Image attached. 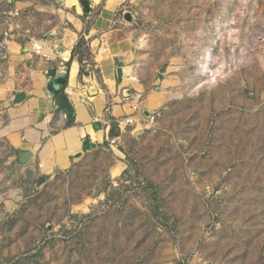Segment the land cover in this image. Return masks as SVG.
<instances>
[{
	"label": "rangeland",
	"instance_id": "374dc122",
	"mask_svg": "<svg viewBox=\"0 0 264 264\" xmlns=\"http://www.w3.org/2000/svg\"><path fill=\"white\" fill-rule=\"evenodd\" d=\"M124 6L170 99L156 132L124 137L119 178L106 155L31 174L7 131L0 47V264H264V0Z\"/></svg>",
	"mask_w": 264,
	"mask_h": 264
},
{
	"label": "crops",
	"instance_id": "0c3cea01",
	"mask_svg": "<svg viewBox=\"0 0 264 264\" xmlns=\"http://www.w3.org/2000/svg\"><path fill=\"white\" fill-rule=\"evenodd\" d=\"M88 1L89 11L81 0H0V11L16 10L21 15L15 19L21 28L5 46L8 59L3 69L8 70L7 83L12 84L2 88V98L7 104L11 100L7 131L19 159L29 161L26 167L41 180L43 176L52 179L57 171L69 173L80 164L92 166L97 155L109 158L105 174L119 178L127 167L124 137L138 139L144 133L132 128L119 132L116 120L159 112L170 99L162 72L158 74V66L141 53V42L132 41L134 17L125 18L129 12L124 6L130 0ZM3 21L0 16V41L7 30ZM30 39L56 45L58 54L50 60L39 57ZM82 39L93 55L92 64L81 56ZM74 49L77 54L72 60ZM68 51L65 59L62 54ZM52 69L55 76L50 75ZM57 79L74 108L73 120L58 107V91L52 86ZM21 92L26 97L16 103ZM136 94L143 97L140 111L134 110ZM113 137H119V143L111 147L107 139ZM85 142L96 146L85 147ZM118 164L121 171L115 176L112 170Z\"/></svg>",
	"mask_w": 264,
	"mask_h": 264
},
{
	"label": "built area",
	"instance_id": "2783aa9c",
	"mask_svg": "<svg viewBox=\"0 0 264 264\" xmlns=\"http://www.w3.org/2000/svg\"><path fill=\"white\" fill-rule=\"evenodd\" d=\"M5 15L7 18V23L9 25V32L11 34H14L15 31L21 28L19 22L15 21V19H19L21 15L16 10L7 11ZM12 38V35L10 36L9 33H6L3 41L0 43V47L2 49H5L7 42ZM30 42L32 43L35 54L43 59L50 60L55 54H58V47L54 44L49 45V43H47L46 41H35L33 39H30ZM132 100L135 101L134 110L140 111L141 103L143 100L142 95L136 94L134 95ZM158 116L159 114L157 112L147 114L144 112L142 113V117L139 119L136 118L134 114L128 115L116 120L117 129L122 133H125V131H127L129 128H132L133 131H138L140 133L156 132L158 129ZM107 140L111 147L117 146L119 143V137H113L111 139L108 138ZM205 192L208 195H218L221 193V191H216L211 187H207L205 189Z\"/></svg>",
	"mask_w": 264,
	"mask_h": 264
},
{
	"label": "water",
	"instance_id": "95a60500",
	"mask_svg": "<svg viewBox=\"0 0 264 264\" xmlns=\"http://www.w3.org/2000/svg\"><path fill=\"white\" fill-rule=\"evenodd\" d=\"M81 2L83 3L84 5V9L85 11H89L90 9V4H89V1L88 0H81ZM125 18L128 19V20H132V17L130 16L129 13H127L125 15ZM122 74V70L119 71V76H121ZM50 75H56V69H52L50 71ZM53 88L58 91V95H57V104H58V107L60 109H63L66 111L68 117L73 120L74 119V108L68 98V96L65 94V89H64V84L61 80L57 79V80H54L53 81V84H52ZM26 95L25 93L21 92V93H18L15 97V102L16 103H20L22 101H24ZM89 146H96V144L94 143H90V142H85V147H89ZM81 153H79V155L77 156H80ZM22 162H25V158L22 157Z\"/></svg>",
	"mask_w": 264,
	"mask_h": 264
},
{
	"label": "trees",
	"instance_id": "16d2710c",
	"mask_svg": "<svg viewBox=\"0 0 264 264\" xmlns=\"http://www.w3.org/2000/svg\"><path fill=\"white\" fill-rule=\"evenodd\" d=\"M85 44H86L85 39H82V40L80 41L78 47H82V46H84ZM76 54H77V50L74 49L73 52H72V60L75 58ZM78 60H79L81 63H82V61H83L81 57H79ZM68 66H70V63H68ZM113 131H114V128L111 129V133H112V135L114 134Z\"/></svg>",
	"mask_w": 264,
	"mask_h": 264
},
{
	"label": "bare ground",
	"instance_id": "6f19581e",
	"mask_svg": "<svg viewBox=\"0 0 264 264\" xmlns=\"http://www.w3.org/2000/svg\"><path fill=\"white\" fill-rule=\"evenodd\" d=\"M95 1H99V0H95ZM64 56L65 59L69 58V51L66 52L65 54H62ZM130 80V79H129ZM99 136V135H98ZM100 138V137H99ZM116 175V174H115ZM118 175V174H117Z\"/></svg>",
	"mask_w": 264,
	"mask_h": 264
}]
</instances>
